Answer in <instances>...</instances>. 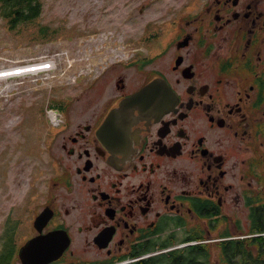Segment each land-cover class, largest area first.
Masks as SVG:
<instances>
[{
	"label": "flooded vegetation",
	"instance_id": "af4514ba",
	"mask_svg": "<svg viewBox=\"0 0 264 264\" xmlns=\"http://www.w3.org/2000/svg\"><path fill=\"white\" fill-rule=\"evenodd\" d=\"M148 26L85 102L55 108L25 242L46 209L43 232L71 239L51 264H133L136 253L178 248L203 253L197 264H260L225 261V250L264 252V0L181 3ZM182 238L195 243L179 247Z\"/></svg>",
	"mask_w": 264,
	"mask_h": 264
},
{
	"label": "rangeland",
	"instance_id": "374dc122",
	"mask_svg": "<svg viewBox=\"0 0 264 264\" xmlns=\"http://www.w3.org/2000/svg\"><path fill=\"white\" fill-rule=\"evenodd\" d=\"M41 1V15L13 30L0 12V70L34 62L47 69L0 79V254L8 246L12 264H21L18 249L44 198V184L39 180L36 191L34 176L49 167L48 134L56 119L50 112L85 102L112 63L128 59L154 33L149 20L196 0Z\"/></svg>",
	"mask_w": 264,
	"mask_h": 264
},
{
	"label": "trees",
	"instance_id": "16d2710c",
	"mask_svg": "<svg viewBox=\"0 0 264 264\" xmlns=\"http://www.w3.org/2000/svg\"><path fill=\"white\" fill-rule=\"evenodd\" d=\"M43 3L41 0H0V12L7 20L8 27L13 30L19 26L21 21L29 22L32 18L39 17L42 13ZM25 22V23H26ZM44 32V30H42ZM45 33V32H44ZM193 241L192 238H182L179 242L187 243ZM170 244H165L162 248H167ZM15 252H12L5 245V250L0 254V264H12ZM143 253H136L134 256H142ZM199 255H203L200 253ZM199 255H196L191 248L170 249L150 255L149 257L140 258L133 264H197L196 260ZM206 255V254H205ZM239 255L250 256L254 260L264 264V252L258 254H242L236 250H225V261L236 258Z\"/></svg>",
	"mask_w": 264,
	"mask_h": 264
},
{
	"label": "water",
	"instance_id": "95a60500",
	"mask_svg": "<svg viewBox=\"0 0 264 264\" xmlns=\"http://www.w3.org/2000/svg\"><path fill=\"white\" fill-rule=\"evenodd\" d=\"M151 85L146 87L150 89ZM141 93H138L124 100L119 109H115L110 114L107 125H110L122 117H126L129 109L139 100ZM51 214L43 210L36 216L34 225L38 234L28 239L19 248V258L22 264H50L58 260L69 247L71 239L67 231L56 229L47 233L43 232Z\"/></svg>",
	"mask_w": 264,
	"mask_h": 264
},
{
	"label": "bare ground",
	"instance_id": "6f19581e",
	"mask_svg": "<svg viewBox=\"0 0 264 264\" xmlns=\"http://www.w3.org/2000/svg\"><path fill=\"white\" fill-rule=\"evenodd\" d=\"M51 63V62H50ZM45 63L43 62H34L29 64H24L17 66L16 68H8V69H1L0 70V79L1 78H10L17 75H25L30 73H39L46 69V66H44ZM51 114L55 117V114L51 112ZM126 118V117H125Z\"/></svg>",
	"mask_w": 264,
	"mask_h": 264
}]
</instances>
